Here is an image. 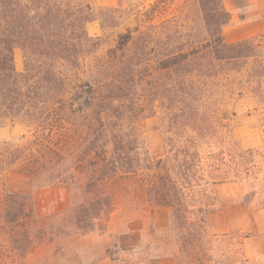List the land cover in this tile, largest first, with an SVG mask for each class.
I'll list each match as a JSON object with an SVG mask.
<instances>
[{
	"label": "rangeland",
	"instance_id": "374dc122",
	"mask_svg": "<svg viewBox=\"0 0 264 264\" xmlns=\"http://www.w3.org/2000/svg\"><path fill=\"white\" fill-rule=\"evenodd\" d=\"M71 4L76 26L51 44L10 45L18 72L51 66L64 93L0 115L3 264H264V33L228 41L223 0ZM187 149L204 168L187 189L193 219L208 210L202 236L121 171Z\"/></svg>",
	"mask_w": 264,
	"mask_h": 264
},
{
	"label": "trees",
	"instance_id": "16d2710c",
	"mask_svg": "<svg viewBox=\"0 0 264 264\" xmlns=\"http://www.w3.org/2000/svg\"><path fill=\"white\" fill-rule=\"evenodd\" d=\"M74 6L71 0H0V115L24 111L33 116L40 107L49 105L44 95L58 89V102L64 89L57 87L60 78L56 71L47 67L46 75H40L33 64L28 62L25 72H18L13 64V46L10 45H49V37L60 27L76 26ZM122 38L125 35H121ZM217 42H222L219 38ZM206 46V45H205ZM120 48L123 45H119ZM37 52V51H35ZM190 56L189 52H179L165 61V66L176 65ZM89 91V83H85ZM259 98L264 101V91L259 89ZM53 103V102H52ZM249 149L240 153L234 161L232 170L242 174L243 163ZM105 161V159H104ZM103 161V162H104ZM132 164L122 165L124 173H134L140 177L141 194L155 205L173 209L176 221L197 226L199 236L203 235L205 214L208 210L200 207L201 215L193 219L196 211L190 208L187 189L199 184L204 178V168L197 151H184L182 158L169 157L157 160H133ZM201 234V235H200ZM4 263V250H0V264Z\"/></svg>",
	"mask_w": 264,
	"mask_h": 264
},
{
	"label": "crops",
	"instance_id": "0c3cea01",
	"mask_svg": "<svg viewBox=\"0 0 264 264\" xmlns=\"http://www.w3.org/2000/svg\"><path fill=\"white\" fill-rule=\"evenodd\" d=\"M257 2V0H223L226 9L230 12V20L224 28L228 41L234 42L264 33V12L258 7ZM114 3L115 0H105V4Z\"/></svg>",
	"mask_w": 264,
	"mask_h": 264
}]
</instances>
